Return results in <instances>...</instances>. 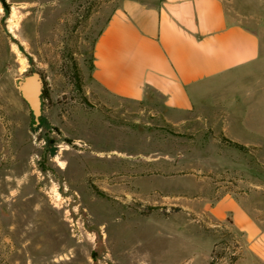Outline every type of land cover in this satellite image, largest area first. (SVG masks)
I'll return each instance as SVG.
<instances>
[{
	"label": "rangeland",
	"instance_id": "374dc122",
	"mask_svg": "<svg viewBox=\"0 0 264 264\" xmlns=\"http://www.w3.org/2000/svg\"><path fill=\"white\" fill-rule=\"evenodd\" d=\"M121 1L0 0V264L29 250L34 264H264L232 225L246 210L264 241V0H234L260 58L187 112L92 79ZM33 70L48 95L38 125L17 85Z\"/></svg>",
	"mask_w": 264,
	"mask_h": 264
},
{
	"label": "crops",
	"instance_id": "0c3cea01",
	"mask_svg": "<svg viewBox=\"0 0 264 264\" xmlns=\"http://www.w3.org/2000/svg\"><path fill=\"white\" fill-rule=\"evenodd\" d=\"M260 55V37L236 15L234 0H122L96 36L91 77L114 98L142 101L154 92L168 109L187 112L208 81L251 66ZM242 214L245 223L234 220L233 227L251 252L257 245L264 254L262 229ZM34 255L29 250L25 264H34ZM8 258L18 262L16 253Z\"/></svg>",
	"mask_w": 264,
	"mask_h": 264
},
{
	"label": "water",
	"instance_id": "95a60500",
	"mask_svg": "<svg viewBox=\"0 0 264 264\" xmlns=\"http://www.w3.org/2000/svg\"><path fill=\"white\" fill-rule=\"evenodd\" d=\"M17 85L23 100L33 114L34 125L40 124L43 111L44 76L40 71L33 70L24 74L17 81Z\"/></svg>",
	"mask_w": 264,
	"mask_h": 264
},
{
	"label": "trees",
	"instance_id": "16d2710c",
	"mask_svg": "<svg viewBox=\"0 0 264 264\" xmlns=\"http://www.w3.org/2000/svg\"><path fill=\"white\" fill-rule=\"evenodd\" d=\"M7 7H8V5H7ZM42 97H43V98H46V97H48V95H47V92H45V91H44V93H43ZM235 144H236V145H239L238 143H235ZM239 146H241V147H242V145H239ZM151 208H154V207H151ZM173 209L177 210V209H178V207H174Z\"/></svg>",
	"mask_w": 264,
	"mask_h": 264
}]
</instances>
